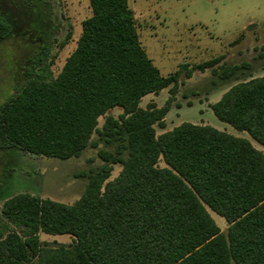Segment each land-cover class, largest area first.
<instances>
[{
  "label": "trees",
  "instance_id": "trees-1",
  "mask_svg": "<svg viewBox=\"0 0 264 264\" xmlns=\"http://www.w3.org/2000/svg\"><path fill=\"white\" fill-rule=\"evenodd\" d=\"M88 3L58 74L47 65L31 71L0 105V149L66 159L95 134L102 164L71 204L28 192L5 199L0 264H264V154L206 124L183 122L157 135L171 98L139 106L148 93H174L182 74L210 69L212 88L239 80L211 105L215 115L264 146V75L241 79L264 58V45L252 62L218 64V56L162 76L128 0ZM10 29L0 17V38ZM115 107L122 113L106 115ZM113 164L121 170L106 181ZM209 210L225 219V232ZM39 232L73 242L44 245Z\"/></svg>",
  "mask_w": 264,
  "mask_h": 264
},
{
  "label": "rangeland",
  "instance_id": "rangeland-1",
  "mask_svg": "<svg viewBox=\"0 0 264 264\" xmlns=\"http://www.w3.org/2000/svg\"><path fill=\"white\" fill-rule=\"evenodd\" d=\"M136 21L138 37L146 54L162 76L222 56L218 64L252 62L264 45V0H128ZM90 15L88 0H0V17L11 29L0 38V105L25 81L31 71L46 65L55 76L74 50L82 21ZM250 24L253 27L248 28ZM42 58V59H41ZM264 58L241 79L264 75ZM211 70L181 75L174 93L169 87L143 96L139 106L157 107L171 98L163 127L155 125L156 134L171 130L183 122L206 124L217 130L248 139L264 154V146L248 132L238 130L219 119L211 105L239 80L212 88ZM115 107L106 115L117 117ZM105 115L98 118V126ZM91 143L78 155L66 159L36 156L15 148L0 149V207L16 193L33 195L71 204L83 193L87 174L102 161L97 155L101 144ZM162 165V163H160ZM121 166L113 164L106 179H114ZM221 231L225 219L209 210ZM44 245H70L68 234L39 232ZM234 264V263H233Z\"/></svg>",
  "mask_w": 264,
  "mask_h": 264
},
{
  "label": "water",
  "instance_id": "water-1",
  "mask_svg": "<svg viewBox=\"0 0 264 264\" xmlns=\"http://www.w3.org/2000/svg\"><path fill=\"white\" fill-rule=\"evenodd\" d=\"M254 26V24H250L249 26H248V28H251V27H253Z\"/></svg>",
  "mask_w": 264,
  "mask_h": 264
}]
</instances>
